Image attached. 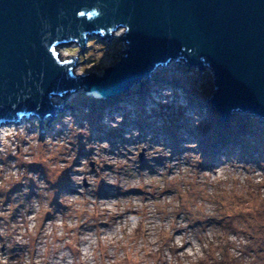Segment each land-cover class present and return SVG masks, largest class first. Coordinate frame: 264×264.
Here are the masks:
<instances>
[{
  "label": "clouds",
  "instance_id": "clouds-1",
  "mask_svg": "<svg viewBox=\"0 0 264 264\" xmlns=\"http://www.w3.org/2000/svg\"><path fill=\"white\" fill-rule=\"evenodd\" d=\"M123 122L101 121L110 131ZM91 135L70 115L43 139L37 123L0 125V264H264V160H242L237 150L201 168L191 138L174 154L151 135L140 141L138 129L115 149Z\"/></svg>",
  "mask_w": 264,
  "mask_h": 264
},
{
  "label": "water",
  "instance_id": "water-1",
  "mask_svg": "<svg viewBox=\"0 0 264 264\" xmlns=\"http://www.w3.org/2000/svg\"><path fill=\"white\" fill-rule=\"evenodd\" d=\"M119 28L130 29L125 50L101 76L76 77V55L57 54L71 42L83 51L93 34L110 42ZM179 61L210 69L207 102L221 121L236 112L264 121V0H0V125L33 117L42 132L60 110L53 97L82 87L109 99Z\"/></svg>",
  "mask_w": 264,
  "mask_h": 264
},
{
  "label": "rangeland",
  "instance_id": "rangeland-1",
  "mask_svg": "<svg viewBox=\"0 0 264 264\" xmlns=\"http://www.w3.org/2000/svg\"><path fill=\"white\" fill-rule=\"evenodd\" d=\"M125 44L124 40H115L112 34L110 42L109 38L102 39L100 34H93L86 40L83 51L80 50L78 42H71L59 45L57 54L62 61L76 55L73 69L75 75L79 67L88 70L95 66L102 58L105 47L106 54L99 67L83 74L95 73L96 76H101L98 73L103 74L108 61L113 65L120 60L117 51L125 50ZM165 90L171 91V97L162 96ZM213 91V78L209 68L201 70L182 61L170 62L158 67L149 80L143 79L121 95L112 97L113 99H97L88 95L90 92L82 87L76 92L55 96L52 103L61 107V111H57L55 117H47L44 120L40 136L43 139L46 134H53V125L59 123L62 117L70 115L78 126L82 127L85 121L89 124L91 140H108L113 149L117 145L130 143L123 140V135L138 129L140 141L149 135L154 143L164 139L166 146L171 147L174 154L182 151L181 144L185 138H191L198 143V151L202 154L201 168L212 167L218 162L219 156L231 157L237 150L242 160H264V121L238 112L233 113L227 122L221 121L219 114L207 102ZM153 97L169 102L161 105L159 100ZM150 105L152 111L149 113L146 109ZM129 106L133 109L132 112L128 111ZM186 113L198 117L200 126L193 127L191 116ZM133 114L135 119L131 118ZM116 115H122L124 122L117 131H110L101 121L105 117L111 119ZM33 123H37L40 130L39 119L33 117L23 118L19 123L11 125ZM80 155H87L82 146ZM60 187H68L66 178L62 179Z\"/></svg>",
  "mask_w": 264,
  "mask_h": 264
},
{
  "label": "bare ground",
  "instance_id": "bare-ground-1",
  "mask_svg": "<svg viewBox=\"0 0 264 264\" xmlns=\"http://www.w3.org/2000/svg\"><path fill=\"white\" fill-rule=\"evenodd\" d=\"M136 85V84H135ZM88 95H91V96H93V97H95V98H97V99H101L100 98V95L97 93V92H91V93H88ZM54 98V97H53ZM113 99V98H112ZM104 100V99H103ZM58 111H61V107H60V110H58ZM4 125V124H3ZM164 140V139H163Z\"/></svg>",
  "mask_w": 264,
  "mask_h": 264
},
{
  "label": "built area",
  "instance_id": "built-area-1",
  "mask_svg": "<svg viewBox=\"0 0 264 264\" xmlns=\"http://www.w3.org/2000/svg\"><path fill=\"white\" fill-rule=\"evenodd\" d=\"M179 62H180V61H179ZM182 62L186 63L185 61H182Z\"/></svg>",
  "mask_w": 264,
  "mask_h": 264
}]
</instances>
